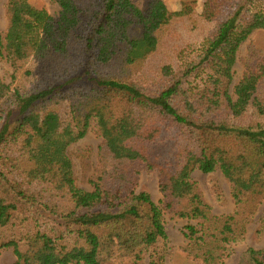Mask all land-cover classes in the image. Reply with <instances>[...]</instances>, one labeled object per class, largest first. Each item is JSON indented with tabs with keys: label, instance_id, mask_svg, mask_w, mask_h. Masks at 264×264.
Instances as JSON below:
<instances>
[{
	"label": "trees",
	"instance_id": "obj_1",
	"mask_svg": "<svg viewBox=\"0 0 264 264\" xmlns=\"http://www.w3.org/2000/svg\"><path fill=\"white\" fill-rule=\"evenodd\" d=\"M53 1L56 15L4 4L0 251L13 264H167L168 214L221 263L264 201V59L249 50L234 81L240 46L264 31V0H181L171 18L157 0ZM89 130L102 142L84 189L67 151ZM134 159L157 173L160 204L136 191ZM194 171L220 172L230 212H213ZM236 264H264V249Z\"/></svg>",
	"mask_w": 264,
	"mask_h": 264
},
{
	"label": "rangeland",
	"instance_id": "obj_2",
	"mask_svg": "<svg viewBox=\"0 0 264 264\" xmlns=\"http://www.w3.org/2000/svg\"><path fill=\"white\" fill-rule=\"evenodd\" d=\"M32 4L39 8L46 9L51 15H56L59 11L58 5L53 0H29ZM148 0H134L141 8L145 7ZM162 7L163 12L168 18H171L181 12V0H157ZM202 1L198 0L197 9L202 7ZM6 0H0V30L4 29L6 19L4 14V4ZM249 50H254L257 58L264 59V31L257 30L240 46L235 64L234 81L236 82L242 73L243 58L248 54ZM11 69L0 57V77L4 80H9ZM102 139L94 132H89L76 143L68 148V155L73 164V171L76 184L84 189H90V179L97 171V152ZM127 168L136 173L137 192H147L153 202L160 204L161 194L158 188L157 173L153 170L145 168L144 164L138 160H128ZM215 177L218 179L224 194L228 199L226 206H219L212 198V193L209 188V178ZM191 178L198 185L199 190L203 193L204 198L213 206L215 214L228 213L233 209V202L229 198V185L220 172L204 174L199 171H194ZM188 223L186 219L180 217H171L168 214L164 215V225L167 234L171 254L167 264H236L239 255L245 249L261 248L264 249V201L260 205L254 218L241 229L243 233L242 241L232 244L228 254L224 257L221 263L206 256L203 249L197 248L185 235V225ZM258 228L262 229L258 233ZM15 255L11 248L0 251V264H13ZM73 264V263H72ZM81 264V263H78ZM147 264V259H145Z\"/></svg>",
	"mask_w": 264,
	"mask_h": 264
}]
</instances>
